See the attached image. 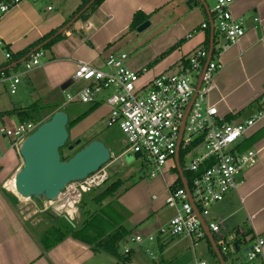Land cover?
Listing matches in <instances>:
<instances>
[{
  "label": "crops",
  "instance_id": "crops-1",
  "mask_svg": "<svg viewBox=\"0 0 264 264\" xmlns=\"http://www.w3.org/2000/svg\"><path fill=\"white\" fill-rule=\"evenodd\" d=\"M186 1L103 0L87 20L77 19L62 32L61 40L49 50H44L45 55L39 65L23 76L14 94L6 90L0 92V128H11L21 123L15 112L37 101L60 109V104L55 100L56 92L71 87L74 96L86 84L73 78L77 65L86 63L104 69V59L112 52H126L127 65L131 69H145L142 73L145 81L161 73L183 71L184 60L196 49L204 47L208 32L210 38L209 19L212 18L213 7L207 0H192L191 7L186 5ZM79 3V0L73 1L69 8L64 9L59 0H50L53 10L46 12L40 6L22 1L0 17V40L14 55L51 30H59L67 24L72 19L67 21L68 17ZM230 10L233 16L242 18L244 35L237 43L214 55V60L221 64V68L213 76L208 102L216 107L221 119L240 111L231 121L240 122L261 109L260 98L264 95V41H261L264 32V0H235ZM135 13L149 16L148 32L141 37V32H137L136 28L130 29ZM76 22L79 23L77 27L74 25ZM203 23H207L208 28H203ZM213 25L216 26V21ZM4 62L0 50V64ZM8 66L11 71H20L22 68L16 61H9ZM77 81L82 85L78 89L73 88ZM89 105L84 118L91 115L95 117L99 109L98 116L105 114L107 117L110 107L102 91ZM77 137L72 135L73 139ZM241 144H248L247 149L255 150V157L238 175L241 183L237 189L229 191L222 201L212 204L209 216L204 218L205 222L217 220L219 231L210 232L203 224L205 238L199 241H204L208 249L209 245L212 247V241L217 246L218 235H235L239 246L230 253L232 259L240 249L243 248L244 252L255 236L264 239V116L239 139V150ZM114 147L110 141L107 146L111 154L110 162H115L121 155L115 156ZM176 155L153 178L147 173L136 180H131L127 175L122 179L128 188L117 192L115 201H111V213L116 222L130 230V235H143L141 233L161 227L159 214L161 208L166 206L164 199L170 187L177 184L178 180L186 184L182 165L189 156L180 162L179 153ZM21 165L18 148L13 147L11 140L0 132V264H172L177 257L189 251L185 246L177 248L174 256L165 258L164 254L173 245L179 244L172 242L177 237L160 235L156 238V248H153L159 252L157 258H154L156 253L150 255L149 250V258L144 257L140 248L132 246H128L133 249V253L127 263L119 262L106 253H94L89 245L71 235L73 229L82 225L85 209H98L91 201L92 195L88 199L89 194H86L81 203L69 211L48 204L37 213L32 207L45 199L20 200L13 191L12 178ZM95 191L97 193V190L92 193ZM173 214L172 209L165 222ZM146 224H149L146 226L149 228L142 230ZM51 229L54 232L52 238L58 237L57 233H63L65 237L45 249L40 238ZM241 236H244L242 242ZM187 259L186 264H194L197 257L190 253ZM232 259L230 264H264V254L248 263H236L237 259Z\"/></svg>",
  "mask_w": 264,
  "mask_h": 264
},
{
  "label": "built area",
  "instance_id": "built-area-1",
  "mask_svg": "<svg viewBox=\"0 0 264 264\" xmlns=\"http://www.w3.org/2000/svg\"><path fill=\"white\" fill-rule=\"evenodd\" d=\"M22 1H29L46 12L53 10L50 0H8L0 3V17ZM235 0H215L211 9L212 21H216L212 53L218 55L237 43L244 35L242 18L233 16L230 5ZM203 28L208 24L203 23ZM264 41V32L261 37ZM4 63L0 64V92L14 94L23 76L39 65L45 51L35 49L21 60L20 71H11L8 63L13 54L0 40ZM207 63L209 50L196 49L187 59L189 67L177 73H161L148 81H141L145 69L133 70L127 65L128 54L124 51L109 53L104 59V69L79 63L74 71L75 80L84 81L85 86L74 96L67 95V101L77 99L82 103H93L95 96L103 89H112L106 102L110 107L106 125L117 127L125 137L126 146L122 154L137 155L154 177L157 172L173 160L176 154L188 147L182 171L195 173L188 190L183 186L169 189L164 204L174 210L165 226L158 227L157 236L186 237L192 246L205 238L203 224L210 232L219 231V222L204 218L209 216L212 204L222 201L225 195L236 190L243 172L255 157L253 149H238L239 139L264 116V95L260 98L261 109L253 116L240 122L222 121L215 106L208 102V94L215 73L221 64L212 58ZM204 62V63H203ZM205 70L203 71L204 67ZM203 71V72H202ZM195 73V79L193 75ZM200 79V84L197 82ZM37 123L22 122L11 128H0V132L19 148L21 141L31 133ZM195 144V145H194ZM201 148L200 152H196ZM120 155V156H121ZM109 179L106 165L86 178L70 182L54 201H47L63 211L77 207L84 194L100 188ZM189 191V192H188ZM191 198V201H190ZM203 220V221H202ZM236 236H219L217 247L220 252H234ZM131 242L141 245L144 238L136 234ZM154 237L149 235L147 241ZM130 248L125 246L123 251ZM150 255L152 252L148 251ZM247 261L263 257L264 239L255 236L246 249ZM194 264H209L196 259Z\"/></svg>",
  "mask_w": 264,
  "mask_h": 264
},
{
  "label": "water",
  "instance_id": "water-1",
  "mask_svg": "<svg viewBox=\"0 0 264 264\" xmlns=\"http://www.w3.org/2000/svg\"><path fill=\"white\" fill-rule=\"evenodd\" d=\"M93 1L94 0H90L86 3L83 8L52 37L62 33L70 24H73ZM191 2L192 0H187L186 5L191 7ZM209 21L211 29L207 63L210 60L214 39L212 18H210ZM74 25L77 27L79 23L76 22ZM149 25L150 22L145 20L136 27V31L142 32ZM40 47L41 46L37 48ZM205 68L206 66L203 71ZM199 84L200 79L197 82V86H199ZM67 123L68 115L62 109H58L54 111L48 119L38 124L37 127L21 141L18 153L22 159V165L12 178L13 191L18 199L37 200L42 198L47 201H54L67 184L86 178L89 174L95 172L110 161L111 154L109 149L98 139L90 141L68 159L62 160L59 148L64 146L69 138ZM80 143L81 139L77 138L67 146V149L71 151ZM179 172L182 176L180 167ZM182 185L188 190L184 181H182ZM206 234L210 236L209 232H206ZM212 249L219 263L225 264L221 252L213 241ZM244 251H246V249H244Z\"/></svg>",
  "mask_w": 264,
  "mask_h": 264
},
{
  "label": "trees",
  "instance_id": "trees-1",
  "mask_svg": "<svg viewBox=\"0 0 264 264\" xmlns=\"http://www.w3.org/2000/svg\"><path fill=\"white\" fill-rule=\"evenodd\" d=\"M8 0H0V3L6 2ZM80 3L77 6L76 10L73 12V14L68 17L67 21H69L79 10L83 8V6L88 3L90 0H79ZM103 0H94L92 4L79 16L78 19L81 21L87 20L89 15L94 12L98 6L101 4ZM149 16L144 15L142 13H135L133 16L132 22L130 24V29H135L139 24H141L143 21L147 20ZM66 21V22H67ZM208 28V27H207ZM58 29H53L50 32L46 33L44 36L39 38L37 41L32 43L31 45L27 46L25 49L15 53L12 56V59L10 62L17 61L18 59L25 57L27 54L32 52L34 47L41 45V48L43 50H49L55 42L61 40L63 38V33L57 34L56 36L52 37ZM216 33H214L215 36ZM45 42V43H44ZM209 32L206 36V41L203 49L209 50ZM214 57V52L212 53V58ZM204 63V62H203ZM189 67V61L188 59H185L183 62V70H186ZM53 112L58 109V106H52L48 107L43 105L41 102L37 101L33 103L31 106L20 109L16 111V115L18 116L19 120L22 122H33V123H39L45 119V110L52 109ZM240 112V111H239ZM237 112L233 116H226L222 118V121L231 122L233 118H235L236 115L239 114ZM5 113H12V112H5ZM86 115V111L77 116L76 118L72 120H68L67 123V129L72 128L75 126L84 116ZM76 138H74L72 141H68L59 148V153L62 160L68 159L70 156H72L76 151L81 149L83 146L88 144L90 141L94 140L95 138H90L86 140L85 142H81L78 146H76L71 153L65 154V151H69L67 149V146L70 145ZM195 145V144H194ZM241 150H245L249 147L248 144H241L239 145ZM191 148H187L185 150H181L179 157L180 162H182L183 158L186 156L187 152L190 151ZM136 158H138L137 155H135ZM195 176V173L192 172H184V178L186 179L188 185H190V182L192 178ZM182 183L180 180H178L177 184H173L170 189H175L177 187H182ZM121 188H124L123 191H125L128 187L125 186V181L122 179H116L114 181H111L110 178L102 185L100 188L96 189L94 194L91 196V201L93 204L98 206V209L90 210L85 209V219L82 223V225L76 229H73L71 231V235L78 239L87 245L90 246L91 250L95 253H106L115 259H117L119 262L127 263L129 262L133 249H129L127 252H124L119 249L120 243L127 238V236L130 235V230H127L124 226H122L121 223L116 222L114 215L111 213L113 211V205L111 204V201H115V195L118 191L121 190ZM113 199V200H112ZM108 200H110L108 202ZM113 215V218L111 217V214ZM53 230H49L48 232H45L42 237L40 238V243L43 245L45 249L55 245L57 242L62 240L65 237V234L63 233H57L58 237L52 238V232ZM56 233V232H55ZM244 236H241V241L243 240ZM235 246L238 248L239 242L235 241ZM209 252L212 254L215 264H220L217 256L212 249V247L209 245L208 247ZM224 261H226L225 255L221 252ZM230 256V255H228Z\"/></svg>",
  "mask_w": 264,
  "mask_h": 264
},
{
  "label": "rangeland",
  "instance_id": "rangeland-1",
  "mask_svg": "<svg viewBox=\"0 0 264 264\" xmlns=\"http://www.w3.org/2000/svg\"><path fill=\"white\" fill-rule=\"evenodd\" d=\"M60 2L63 3V7L65 8H69V6H71L73 1H78V0H59ZM210 4V6L214 5L213 0H207ZM148 32V29L143 30V32L139 33V37H141L142 35H145ZM131 50V49H129ZM216 55V54H215ZM173 72V71H172ZM171 72V73H172ZM193 80L195 79V73L193 75ZM141 81H145L143 79H141ZM73 86V85H71ZM80 86H82L80 84L79 81L76 82V85H74L73 88L78 89ZM112 89H103L102 90V95L104 96V98L107 99V97L111 94ZM67 93L72 95V89L71 87H69L68 89H65V91L61 92L58 91L56 92L55 95V100L58 104H60V109H62L67 115H68V120L73 119L77 116H79L80 114H82L83 112H85L89 107V103H82L80 101H78L76 98L73 99L72 101L68 102L67 101ZM99 109V108H98ZM58 110V109H57ZM101 110L99 109L98 111L96 110V115L95 117L88 116L86 118H82L73 128H69L68 133H69V138L68 141H72V135H78L79 139H81V142H85L86 140L90 139V138H94L96 137L98 140L103 141L104 145L107 147L108 144L111 141V146H115L114 148L116 149L115 156L122 154L123 150L125 149L126 146V140L124 135L122 134V132L116 128V127H107L106 125V119L105 118V114H102L100 117L98 116L99 112ZM46 114H45V119H48L50 117V115L53 113V108L52 109H47L45 110ZM108 116V115H107ZM41 121V122H43ZM41 122L37 123L40 124ZM19 123H17V125H19ZM2 125L1 120H0V126ZM7 128V127H4ZM7 140V139H6ZM201 148H198L196 152H200ZM71 151H65V154L71 153ZM151 167H147L146 163L138 158H136L134 155L131 154H123L121 156L118 157V159L114 162H108L106 164V171L109 175V178L111 181H114L116 179H123L126 177H131V180H136L138 179V176H144L145 174L149 173L151 171ZM153 178V177H151ZM127 187V186H126ZM124 188H122L119 192L123 191ZM89 196L87 197L88 199H90V195L94 194V193H88ZM85 195H83V198H85ZM42 199V198H41ZM28 203V202H27ZM31 203V202H29ZM45 205H48L46 200H39L38 203H36V207H32V209L36 210L37 213L40 212V209L44 208ZM161 212L159 214V219L161 220V226H165L166 227V223L165 222L167 216H169L172 212V209L168 206H165L163 208H161ZM149 224H146L143 226L142 230L144 229H148ZM158 229V228H157ZM143 234L142 237L144 238V241L142 242V245H137L133 242H131L130 240V236H134V234L127 236V238L125 240H123L120 243V247L123 251L125 246H132L136 249L140 248L141 249V253L142 255H144V257H148L149 255L147 253V250H150L154 254V258H157L159 252L157 250V252H155L156 250L153 248H156V238H157V230L152 228L149 230V232L147 233H141ZM151 235L154 237V240L149 242L147 241V237ZM181 237V238H180ZM200 241V240H199ZM197 241L195 246H192V244L189 242V239L186 237H182V236H178L176 239H173L172 242H174V244H179L178 246L173 245L172 249H169L166 254H164L165 258H170L172 256L175 255L176 253V249L177 248H183L184 246L187 247V249L189 251H187V254H183V256L177 257V259H173L175 261H173L174 263L172 264H186L188 262L187 257H189L190 253L191 255H195L197 257V259L199 260H204L210 264H215L214 258L212 256V254L208 251L206 243L204 241L200 242ZM182 244V245H181ZM184 247V248H185ZM223 255H225L226 258V264H230L231 263V257L228 256L229 254H225V252H222ZM233 253V252H232ZM157 255V256H156ZM233 259L236 260V263H243L246 262L248 263L247 259H246V252H243V248L240 249L237 254H235L233 256ZM232 259V260H233ZM151 261V260H150ZM152 262V261H151ZM195 262V261H194Z\"/></svg>",
  "mask_w": 264,
  "mask_h": 264
},
{
  "label": "bare ground",
  "instance_id": "bare-ground-1",
  "mask_svg": "<svg viewBox=\"0 0 264 264\" xmlns=\"http://www.w3.org/2000/svg\"><path fill=\"white\" fill-rule=\"evenodd\" d=\"M75 208V207H74ZM67 210L69 211L70 210V208L69 207H67ZM72 214V213H71Z\"/></svg>",
  "mask_w": 264,
  "mask_h": 264
},
{
  "label": "clouds",
  "instance_id": "clouds-1",
  "mask_svg": "<svg viewBox=\"0 0 264 264\" xmlns=\"http://www.w3.org/2000/svg\"><path fill=\"white\" fill-rule=\"evenodd\" d=\"M111 160V159H110Z\"/></svg>",
  "mask_w": 264,
  "mask_h": 264
}]
</instances>
